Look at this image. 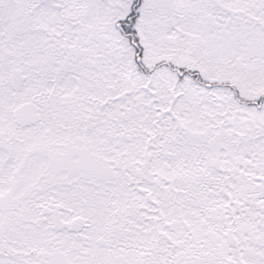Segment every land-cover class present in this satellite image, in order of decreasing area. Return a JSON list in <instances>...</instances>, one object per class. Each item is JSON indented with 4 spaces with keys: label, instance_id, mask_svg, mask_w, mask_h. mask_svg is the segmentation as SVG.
<instances>
[{
    "label": "snow or ice",
    "instance_id": "1",
    "mask_svg": "<svg viewBox=\"0 0 264 264\" xmlns=\"http://www.w3.org/2000/svg\"><path fill=\"white\" fill-rule=\"evenodd\" d=\"M0 264H264V0H0Z\"/></svg>",
    "mask_w": 264,
    "mask_h": 264
}]
</instances>
